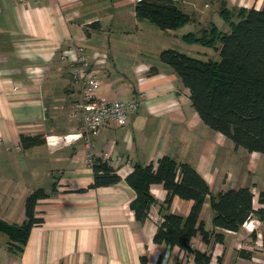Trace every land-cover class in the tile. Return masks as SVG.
Wrapping results in <instances>:
<instances>
[{"label":"crops","instance_id":"1","mask_svg":"<svg viewBox=\"0 0 264 264\" xmlns=\"http://www.w3.org/2000/svg\"><path fill=\"white\" fill-rule=\"evenodd\" d=\"M174 1L190 22L162 31L136 17L134 0H0V219L21 225L27 197L36 190L47 195L35 207L43 222L31 229L20 252L0 232V264H195L179 247L153 240L157 219L171 213L187 217L192 201L174 196L168 206L163 186L153 184L156 202L148 218L139 222L130 209L135 193L126 177L135 164H156L163 156L190 165L214 196L249 188L258 208L264 155L235 148L206 126L188 89L159 55L179 51L175 47L198 59L201 53L213 55L183 36L198 38L212 26L228 33L223 9L236 21L239 9L260 10L264 0ZM69 47L83 48L88 56L100 80L97 96L127 101L143 95L125 126L105 124L94 139L95 162L109 154L107 164L120 177L116 184L90 187L94 175L85 164L87 148L74 138L77 124L70 119L80 85L69 74L73 57L60 59ZM24 136L42 143L23 147ZM212 217L206 199L199 220L207 231L215 230ZM254 226L255 231L216 229L222 242L205 243L196 235L190 245L210 255L209 264H264L257 236L263 226L255 221Z\"/></svg>","mask_w":264,"mask_h":264},{"label":"trees","instance_id":"2","mask_svg":"<svg viewBox=\"0 0 264 264\" xmlns=\"http://www.w3.org/2000/svg\"><path fill=\"white\" fill-rule=\"evenodd\" d=\"M135 14L139 20H147L162 31L176 30L190 22L189 15L174 0H139ZM221 15L228 22V33L212 26L198 38L193 33L183 36L187 44L207 48H214L219 42L218 60H202L174 49L161 51L159 58L188 89L192 107L206 126L230 139L235 148L264 155V5L260 10L239 9L234 16L236 21L226 9ZM40 143L42 140L38 137L21 138L26 148ZM92 171L91 188L120 181L116 170L105 161L95 162ZM126 182L135 193L130 209L139 222L148 218L150 207L156 202L150 193L153 184L163 186L168 206L174 196L193 202L185 218L172 213L163 215L153 240L179 247L192 255L195 264H209L210 255L192 249V237L199 235L205 243H210L212 238L222 242V232L216 229L237 232L251 216L262 223L264 246V190L258 195V208H253V193L249 188L230 189L214 196L195 169L168 156L161 157L156 164H135ZM46 196L43 190H36L27 197L26 219L21 225L0 219V232L8 236L18 252L25 246L31 229L43 222L36 217L35 207ZM206 199L213 213V231H207L199 220Z\"/></svg>","mask_w":264,"mask_h":264},{"label":"built area","instance_id":"3","mask_svg":"<svg viewBox=\"0 0 264 264\" xmlns=\"http://www.w3.org/2000/svg\"><path fill=\"white\" fill-rule=\"evenodd\" d=\"M45 0H36L41 2ZM136 3L139 0H134ZM73 57V64L70 68V77L73 81L80 85V98L77 103L71 106L70 119L76 122L77 128L74 133L76 140H81L87 148L85 164L92 169L97 157L93 153L94 139L97 138L100 127L105 124H111L117 127H123L128 123L131 115H133L140 103L143 95L127 101L117 99H107L97 96V90L100 87V80L91 69V63L88 56L84 53L83 48L69 47L62 51L60 59L67 60ZM69 137H67L68 140ZM99 158L102 161H109L107 152L101 153ZM116 162H120L119 159ZM254 197V195H253ZM254 203V198H253ZM252 217V216H251ZM249 217L244 223L243 228L255 231L254 221L262 224L258 219L253 220ZM161 221V219H157ZM258 238L262 237L261 232H257Z\"/></svg>","mask_w":264,"mask_h":264},{"label":"rangeland","instance_id":"4","mask_svg":"<svg viewBox=\"0 0 264 264\" xmlns=\"http://www.w3.org/2000/svg\"><path fill=\"white\" fill-rule=\"evenodd\" d=\"M210 8V7H209ZM218 16V15H217ZM150 23V22H149ZM153 25V24H152ZM154 27H156L155 25H153ZM159 29V28H158ZM220 46V43L218 42V43H216L215 44V47H219ZM198 47H202L203 48V46H199L198 45ZM175 48H177L179 51H183V50H185L184 48H179V47H175ZM204 49V51L205 52H207V48L205 47V48H203ZM215 48H209V50H211L212 51V54L213 55H215L214 53H215V50H214ZM189 52V51H188ZM189 54L190 55H193V56H198V54H195V53H190L189 52ZM213 55H211V53L208 55V56H205V54L204 53H201V56H199V58H202L203 60L204 59H206V58H208V57H210V58H212V59H214V60H218L219 59V51H218V54L216 55V57H213Z\"/></svg>","mask_w":264,"mask_h":264}]
</instances>
